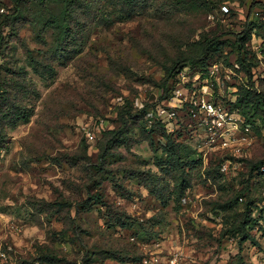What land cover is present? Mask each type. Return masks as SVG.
<instances>
[{
  "label": "rangeland",
  "instance_id": "1",
  "mask_svg": "<svg viewBox=\"0 0 264 264\" xmlns=\"http://www.w3.org/2000/svg\"><path fill=\"white\" fill-rule=\"evenodd\" d=\"M129 4L76 11L71 58L63 4L0 0L1 88L31 113L0 138V264H264V0ZM176 89L230 106L242 149L208 147Z\"/></svg>",
  "mask_w": 264,
  "mask_h": 264
},
{
  "label": "trees",
  "instance_id": "2",
  "mask_svg": "<svg viewBox=\"0 0 264 264\" xmlns=\"http://www.w3.org/2000/svg\"><path fill=\"white\" fill-rule=\"evenodd\" d=\"M24 0H13L15 10L13 14H20L22 11V2ZM95 0H49L50 3L61 6L62 4L65 7V12L63 16H61L60 20V33L54 32L55 35H51L53 38V46H51V49L55 51V53L63 54V51L67 52L71 58H74L77 54L81 52V50L73 49V46H77L76 44L79 42L80 38H76L74 35L76 32H78L81 28L83 29L85 26L88 25L86 21L78 20L77 16H75L74 20L72 19L75 15L76 11L79 9H85V14L89 12L90 5ZM132 0H125V3L130 5ZM42 28L45 31H50L52 29H56L53 24V19H44L42 21ZM242 37L239 38V41L243 44H246L252 39V32L248 29L242 32ZM88 37L85 36V45ZM2 41V35L0 34V42ZM45 44H47V39H42ZM214 40H211V43H214ZM49 45V43H48ZM69 46H72L69 48ZM211 45H206L204 48V54L202 62L204 63L205 60L208 58L209 49ZM50 47V46H49ZM71 52V53H70ZM62 56V55H60ZM32 62L34 63V68L37 71V73L44 75L45 65L40 64L37 59L31 58ZM193 60L191 58H186L184 60H180L176 62L174 67L167 68V71L169 72L168 80L166 81V84L171 80L175 79V77L178 75V73L188 64H191ZM238 62L241 65V68L243 71H245L250 77H252V70L251 65L247 63L245 57H239ZM1 68V67H0ZM6 90H3L1 88V78H0V138H4L7 135V128H14L17 127L19 123L21 122H27L30 117V109L27 107H24L23 105L19 104L17 101H12L9 99L8 94H6ZM125 121V118L122 117ZM126 123V122H125ZM117 133V132H116ZM119 134V132L117 133ZM237 200V199H236ZM48 260V259H47ZM49 260H51L49 258Z\"/></svg>",
  "mask_w": 264,
  "mask_h": 264
},
{
  "label": "built area",
  "instance_id": "3",
  "mask_svg": "<svg viewBox=\"0 0 264 264\" xmlns=\"http://www.w3.org/2000/svg\"><path fill=\"white\" fill-rule=\"evenodd\" d=\"M225 8L228 11L227 7ZM174 93L177 96L179 104L177 108L186 109L189 119L204 132V138L208 147L213 150L223 152L237 153L241 147V137L239 124L236 117L231 112L230 106L215 101L213 98L203 94L193 93L186 96L181 89H176ZM177 109L169 112V117L175 118L178 114ZM249 131V128L245 129ZM0 255L1 253L0 247ZM172 264H177L173 262Z\"/></svg>",
  "mask_w": 264,
  "mask_h": 264
}]
</instances>
